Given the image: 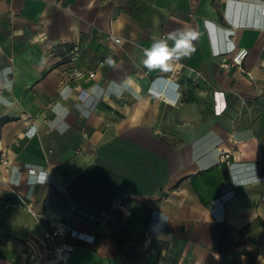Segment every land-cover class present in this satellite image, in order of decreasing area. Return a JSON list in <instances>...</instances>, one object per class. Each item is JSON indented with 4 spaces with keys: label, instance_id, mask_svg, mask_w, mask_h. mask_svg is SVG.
I'll return each mask as SVG.
<instances>
[{
    "label": "crops",
    "instance_id": "crops-1",
    "mask_svg": "<svg viewBox=\"0 0 264 264\" xmlns=\"http://www.w3.org/2000/svg\"><path fill=\"white\" fill-rule=\"evenodd\" d=\"M259 2L0 0V264H57L51 218L88 235L69 264H264ZM176 29L195 51L147 69Z\"/></svg>",
    "mask_w": 264,
    "mask_h": 264
},
{
    "label": "built area",
    "instance_id": "built-area-1",
    "mask_svg": "<svg viewBox=\"0 0 264 264\" xmlns=\"http://www.w3.org/2000/svg\"><path fill=\"white\" fill-rule=\"evenodd\" d=\"M110 37L117 43L121 42V39L112 33L109 34ZM249 54V50L247 48H241L236 51L232 58L231 63H224V67H229L231 65L240 66L243 63V60ZM108 57H105L102 63L106 62ZM80 76V74H76V77ZM223 107L220 108L219 112H221ZM228 159V155L224 152L221 153L220 160L224 161ZM0 162L4 165H9V159L5 152H1L0 154ZM29 172L31 174H36V181L39 183H44L47 181L46 175L41 174V171L35 168H29ZM12 203L19 205L21 207L26 208L31 213H34L33 206L31 203L26 200H16L13 202H7L5 206H9ZM94 217V215H91ZM75 236L82 239H88V235L78 232L70 222L69 218H51L49 221V226L45 229L44 233V242H38L40 246L47 248V253L49 257L54 259L57 264H69V261L72 258L73 252L75 250V246L68 241H66L67 236ZM50 245V248L48 247ZM24 249L26 252L31 251V246L29 244L24 245Z\"/></svg>",
    "mask_w": 264,
    "mask_h": 264
},
{
    "label": "clouds",
    "instance_id": "clouds-1",
    "mask_svg": "<svg viewBox=\"0 0 264 264\" xmlns=\"http://www.w3.org/2000/svg\"><path fill=\"white\" fill-rule=\"evenodd\" d=\"M258 6L264 9V0H260ZM196 39L192 30L190 29H176L169 32L165 37L156 38L150 47L143 50V65L149 70H160L161 72H169L172 70L174 64H177L182 58L190 56L195 48L193 47V41ZM169 41L173 44L170 47ZM108 63L111 65L114 62L109 58ZM129 87L132 85V81L125 82ZM64 90L61 94L63 95ZM65 113L67 109L63 110ZM57 115H60V106L54 109ZM51 128L59 131L61 134L65 132L68 125L65 123L63 126L58 127L56 121L51 122ZM36 131L35 128L32 129Z\"/></svg>",
    "mask_w": 264,
    "mask_h": 264
}]
</instances>
